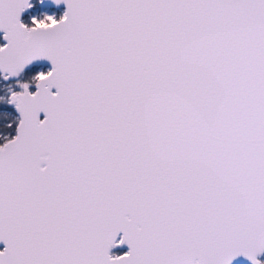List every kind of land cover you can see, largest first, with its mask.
<instances>
[{"label":"snow or ice","instance_id":"obj_1","mask_svg":"<svg viewBox=\"0 0 264 264\" xmlns=\"http://www.w3.org/2000/svg\"><path fill=\"white\" fill-rule=\"evenodd\" d=\"M52 2L0 0V75L51 64L8 98L0 264H260L264 0Z\"/></svg>","mask_w":264,"mask_h":264},{"label":"rangeland","instance_id":"obj_2","mask_svg":"<svg viewBox=\"0 0 264 264\" xmlns=\"http://www.w3.org/2000/svg\"><path fill=\"white\" fill-rule=\"evenodd\" d=\"M32 7L23 16V23L31 26L32 17L41 18L44 14L54 15L59 18L64 12L58 8H42L40 6V0H30ZM2 35H0V44H3ZM47 67H31L19 73L14 79L5 80L3 75H0V145H3L13 138L16 134V127L18 124V116L15 111V107L8 103V98L11 92H19L21 88L19 84L27 83L29 85V91L34 92L35 83L33 77L38 72H46ZM127 252L126 250H111L110 255H121ZM257 259L260 264H264V253L259 255Z\"/></svg>","mask_w":264,"mask_h":264},{"label":"water","instance_id":"obj_3","mask_svg":"<svg viewBox=\"0 0 264 264\" xmlns=\"http://www.w3.org/2000/svg\"><path fill=\"white\" fill-rule=\"evenodd\" d=\"M29 2H30V0H29ZM40 6L42 7V8H50V7H53V8H58V9H62L63 10V12L66 10V6L63 4V2L61 3V4H59V5H56V4H54L53 2H52V0H40ZM28 10H29V8H27V9H25L22 13H21V15H20V20H21V22L23 21V16L28 12ZM23 23V22H22ZM0 35H2L3 36V34L2 33H0ZM2 40H3V38H2ZM3 42L5 43V41L3 40ZM35 66H40V67H47V68H49V70L51 69V64L46 60V59H38V60H35V61H33V62H31L29 65H27V66H25V68L23 69V71H25V70H28L29 68H31V67H35ZM23 71H21V72H23ZM20 72V73H21ZM15 77H9L8 79H5V80H11V79H14ZM36 90V89H35ZM34 90V91H35ZM15 111H16V109H15ZM16 113H17V116H18V121H19V114H18V112L16 111ZM40 118L41 119H43V113H41L40 114ZM17 128V127H16ZM16 135V134H15ZM120 237H119V235L117 236V240L119 239ZM0 246H4V244L2 243V242H0ZM111 250H126V251H128V248H127V245H121V246H119V247H113V248H111L110 249V252H111ZM261 254H263V253H261ZM261 254H259V255H261ZM258 255V256H259ZM257 256V257H258ZM258 260V259H257ZM231 264H251V261L250 260H248L247 258H245V257H243V256H239V257H236V258H234L232 261H231Z\"/></svg>","mask_w":264,"mask_h":264},{"label":"flooded vegetation","instance_id":"obj_4","mask_svg":"<svg viewBox=\"0 0 264 264\" xmlns=\"http://www.w3.org/2000/svg\"><path fill=\"white\" fill-rule=\"evenodd\" d=\"M35 67H39V66H35ZM4 248V246H0V250H2Z\"/></svg>","mask_w":264,"mask_h":264},{"label":"trees","instance_id":"obj_5","mask_svg":"<svg viewBox=\"0 0 264 264\" xmlns=\"http://www.w3.org/2000/svg\"><path fill=\"white\" fill-rule=\"evenodd\" d=\"M35 68V67H34Z\"/></svg>","mask_w":264,"mask_h":264}]
</instances>
